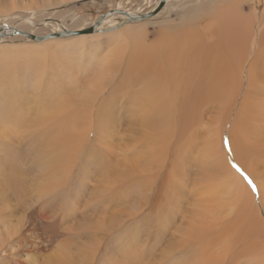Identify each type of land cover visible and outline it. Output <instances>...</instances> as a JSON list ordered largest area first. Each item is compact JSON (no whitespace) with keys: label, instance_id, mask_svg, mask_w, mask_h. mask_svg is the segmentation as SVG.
<instances>
[{"label":"bare ground","instance_id":"bare-ground-1","mask_svg":"<svg viewBox=\"0 0 264 264\" xmlns=\"http://www.w3.org/2000/svg\"><path fill=\"white\" fill-rule=\"evenodd\" d=\"M168 1L147 19L119 9L111 14L146 24ZM189 1L178 21L160 22L152 33L148 24L125 26L117 34H77L66 42L47 37L83 30L61 29L51 20L43 24L50 33L36 36L46 38L35 40L41 43L32 60V51L16 48L5 57L0 50L1 89L15 81L21 65L35 89L50 67V85L59 89L45 110L28 104L20 106L26 114H0L3 156L33 133L31 146L49 147L53 160L44 162L32 189L14 164V203L4 200L0 207V264H264V0ZM16 8L15 0L0 3V18L10 16L0 21V35H13L14 25L7 24L16 19L33 24L32 15L8 14ZM63 77L80 86V98L62 92ZM214 181L231 196L233 220L215 218L216 190L197 194ZM189 186V217L176 223ZM28 189L42 212L16 216ZM135 217L152 223L150 244L133 232L138 224L129 225L113 252L114 234Z\"/></svg>","mask_w":264,"mask_h":264},{"label":"rangeland","instance_id":"rangeland-1","mask_svg":"<svg viewBox=\"0 0 264 264\" xmlns=\"http://www.w3.org/2000/svg\"><path fill=\"white\" fill-rule=\"evenodd\" d=\"M5 1L7 2V0H5ZM156 2H157V4H159L160 0H72V1H69L67 3L56 5V6L54 3H51L53 5L50 4L49 6L48 5L45 6L43 4V0H15L17 8L8 14L17 13L18 15H24V16L26 15L27 17H30L32 15L31 17H32L33 24L32 25H28V24L25 25L22 21H20V19H16V21L8 23L7 25H9V24H10L9 26L14 25L13 26L14 29H18V30L25 31V32L31 31V32H33V35H35V36H44V35L49 34L51 29L44 26L43 24L47 25L51 20H54L56 23H58V26L61 29L67 28L70 30L74 29L76 31V30H86V29H91V28L94 29L95 28L93 30V32L90 34L91 36H95V34H96V36L97 35L98 36L99 35L105 36L106 34H117V33H120L123 30V28H125V26L127 28L131 27V26H135L134 28H139V27L146 25V24H148V26H147L148 32L152 33L153 31L157 30V28H158L157 24H159L160 22H165L168 20L178 21V17L180 15L182 9L185 6H187L186 5L187 3H190L189 0H169L168 3L163 8L162 12L157 17H154L153 19H149L148 21H145L146 24H142L141 22H137V23L136 22L135 23L130 22V21H127L125 18H122L121 16H115L114 17V15L111 14V13H114L113 12L114 10L119 9L123 12H130V13H135V14L140 13L139 16H142L146 13L148 14L149 12H151V10H153L155 7ZM0 3H4V0L1 1ZM21 13H23V14H21ZM9 17L0 18V21L5 22L6 19H8ZM176 17H177V19H176ZM103 22L107 23V24H104ZM150 38H152V37H150ZM60 40L66 41V42H68V41L71 42V40H73V38H71L69 36H65V37H62ZM40 43L41 42L32 41V40H29L27 38H21L18 35H16V36L11 35V34L6 35V36L0 35V50L3 51V53L5 52V57H7V53L10 52L11 50H16V48H21L22 49L21 53H25V51H30V52L32 51L31 52L32 55L30 54V57H29L30 60H32L33 58L36 57L35 56V49L37 47H40L39 46ZM32 45H33V48L31 50ZM17 54L18 53H16L15 55H17ZM31 56H34V57H31ZM22 59H23L22 56H20V60H22ZM69 59H73V56ZM70 62H72V61H70ZM6 63H7V61L5 62V68H8ZM83 63H85V61H83ZM16 65H18V63H16ZM64 65H62V67L66 71L69 70L70 68H72V63L71 64L67 63L65 66ZM83 65H78V68L76 67L77 69H75L74 73L72 74L74 77H75V74L78 73V70L79 69L81 70ZM2 69H3V67H2ZM16 69H17L16 75L17 74L18 75L15 77L16 79L14 82H12L10 79H9V81H5L4 82L5 86L2 84V87L4 86L2 89H1V83H0V102H1L0 105L3 104L2 106H4V109H5L11 100L14 102L16 101V104L13 106H10L6 110L0 109V114L5 115V114L9 113V111H11L10 116H15V115L18 116L19 113L26 114L28 112L26 110L27 107H25L23 109L24 110L23 111V110H20V106L24 107L25 105H28V104L30 105V108H33L34 112H35V108H39L41 106L43 107L44 110L47 109L49 107V103H51V102H49L50 99L54 98L56 96V93L59 91V89L58 90L52 89V87L50 85V83L52 82V78L49 75L51 74L50 72H52V69L50 67H47L45 69L46 74L39 80L38 89L32 88L33 85H31V84H32V77L33 76H30L31 72L24 71L23 65H21L19 67L17 66ZM25 70H27V69H25ZM87 77H88V75L85 76V79ZM90 78H92V77H90ZM90 78H87V79H90ZM85 79L81 80V82L82 81L83 82L88 81ZM6 85H7V87H6ZM61 85L63 86L61 88L62 92H63V90L65 92L66 91L71 92L72 94L76 95L75 96L76 98H80V89H79L80 86L78 84L68 85L67 78L63 77L61 80ZM10 86H12L13 88L11 87V89H10L9 88ZM74 89H76V91ZM10 90L12 92H14L13 94L15 95L14 97H16V98L9 97L10 92H11ZM47 91H52V93L54 91H57V92L55 94L54 93L53 94L52 93L47 94ZM23 94H24V96H22ZM7 97H9V98H7ZM20 97L21 98L23 97V99L21 101L22 103L19 101ZM18 119H21V117H18ZM36 133L38 135V130ZM38 137H39V135H38ZM34 143H35L34 142V135H33V133H30V135L26 136L25 140L21 144H14L6 152V156H3V151L0 150V190L1 191L2 190H8V191H6L8 196L6 195L4 197L3 194L0 195V207H2V203L4 200H7L8 204L11 201L12 206L14 203V196L9 195V192H11V189L13 188L14 183H15L14 182L15 179L13 180L14 175L12 173L13 172L12 168H13L14 164L15 165L17 164V166L19 167L18 169H20L21 172L25 173L26 177L24 179L30 180L31 183H29L28 185H31V189H32L35 181H37L42 176L41 175L42 171H43V169H45L43 166L44 162L48 161V165H49L53 161L50 158V153L46 154L48 151L51 152L50 150H48L49 147L44 146L43 148H41V150H40L41 152H39L37 148H34L31 146V144H34ZM88 148H86V152H88ZM37 151L39 153H35ZM15 161H17V162L19 161V162L15 163ZM22 166H24V168ZM38 167H40L41 170ZM39 174L41 175L40 177H39ZM241 176L244 177L243 174ZM37 177H39V178L37 179ZM195 179H193L192 181H195ZM244 180H246L245 182H247V183L250 182L246 178V176L244 177ZM214 182L213 183L211 182V186L209 188L205 189L204 191H202L203 190L202 189L197 194H199V196H201V197H205L206 194L203 192H210L211 191L212 195H213V192H215V190H216L217 194L219 192L218 195H216V193H215V195H213L212 200H211L212 204L214 205V208L218 209V210L216 209V211H217L216 215H218V216H216L215 218H217V219L221 218L220 220H222L223 216H227L226 218L228 221L233 220L232 216L234 214L233 215H231V214H232V212L234 213V209H233L234 207L229 208L230 206L233 205L232 204L233 202L231 203V200H230L231 196L225 190V187L220 185V182H216V181H214ZM216 183L218 184V186ZM87 184L89 185L88 182H87ZM250 184L251 183H249V185ZM219 186H220V188H219ZM249 187L251 188L252 191H254L253 184ZM31 189H28L27 194H25L26 198L23 201V207H22L23 209L20 208L21 205H19V207L17 208L16 216H18V214H19V216H23V212L26 215L33 214V211L36 213L39 210L40 205H38V203L36 204V201L34 200V196L32 197L31 191H30ZM190 189H191V186L188 187V190H189L188 192L185 191L184 194H182L183 198H182V203L180 202V204H181L183 211L181 210V212L179 214H177L178 212L176 213L177 214L175 217L176 223H181V221L185 222L187 220L186 218H187L188 214L186 212L191 209V204H192L191 198H193L192 197L193 194L190 193V191H191ZM225 192H227V193H225ZM27 195H30V196H27ZM220 196H221V198H220ZM25 202H27L28 204ZM210 205H211V203H210ZM124 206H131V204L127 203V204H124ZM187 207H188V209H187ZM30 208H31V210H30ZM15 209H16V206L11 208V210H15ZM225 209H227V210H225ZM199 210H202V209H199ZM39 211H38V213L42 212V211H40V212ZM230 211H232V212H230ZM44 213H47V211ZM47 215H48V213H47ZM47 215H45V216H47ZM230 215H231V217H230ZM135 219H134V221H130V222L125 221L124 226L121 229H119V231L117 233L114 234L113 239H111V241H110V243L112 241L114 243L112 246L114 248L113 252H118L119 243H118L117 239L120 241V239L118 238V233L123 232L125 230V228L128 227V229H130L131 227L135 226V224L136 225L138 224V227L136 229H134L135 228L134 227L132 230H133V232H139L140 233L139 238L141 241L145 240L148 237V233L151 232V230H153L152 223L149 224L146 220H143L142 217H135ZM140 226H141V229H140ZM0 230H2L1 227H0ZM2 232H3V230H2ZM2 232H1V234H2ZM147 239L148 240H146L147 241L146 246H148V244H150L149 243V241H150L149 237ZM105 243L106 242H104L102 244V248L104 247ZM110 243H109L108 247H111L112 243L111 244ZM120 245H122V244H120ZM159 247H161V246H159ZM147 249L153 251V254L149 253V255L155 254L154 249L149 248V247ZM155 249H156V247H155ZM114 256H116V255H114Z\"/></svg>","mask_w":264,"mask_h":264},{"label":"water","instance_id":"water-1","mask_svg":"<svg viewBox=\"0 0 264 264\" xmlns=\"http://www.w3.org/2000/svg\"><path fill=\"white\" fill-rule=\"evenodd\" d=\"M164 3H165V0H160L158 6L153 11H151L148 14L142 15L139 18V20L140 19H147V18H150V17L156 15L161 10V8L164 6ZM132 20H134V19H132ZM132 20H130V21H132ZM93 30L94 29L91 28V29H86V30L79 31V32H63V33H57V34L51 35V36H49L47 38H55V37L62 38V37H65V36H74V35H77V34H91L93 32ZM12 32H13V35H23V36H25V38L30 39V40H33V41H35V40H43V39L46 38V37H36L34 35L25 34V33L21 32V31L14 30V29H12Z\"/></svg>","mask_w":264,"mask_h":264}]
</instances>
